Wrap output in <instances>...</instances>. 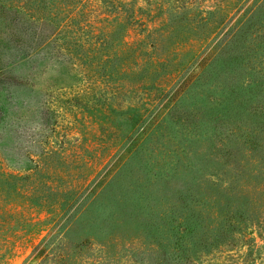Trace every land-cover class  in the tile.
<instances>
[{"label": "rangeland", "instance_id": "rangeland-1", "mask_svg": "<svg viewBox=\"0 0 264 264\" xmlns=\"http://www.w3.org/2000/svg\"><path fill=\"white\" fill-rule=\"evenodd\" d=\"M0 264H264V0H0Z\"/></svg>", "mask_w": 264, "mask_h": 264}, {"label": "trees", "instance_id": "trees-1", "mask_svg": "<svg viewBox=\"0 0 264 264\" xmlns=\"http://www.w3.org/2000/svg\"><path fill=\"white\" fill-rule=\"evenodd\" d=\"M200 225L201 223L197 219L194 221H191V219L188 220L185 231L187 232V238L190 240V242H192V245H190L189 247H186V245L181 241V238H184L183 236L177 235V237L175 238L176 241L173 243V245H175V248L177 249L174 251V254L177 255L179 259H181L183 255L189 254L191 249L196 248V245L200 243L206 246L210 245L217 247L221 244L227 243L228 239L231 236V234L227 233V229L225 228L224 223H220L217 227H214L216 229L213 230L212 234L203 233L207 232L208 230L199 229L198 227ZM207 235H211L213 237V240H207L205 237ZM168 240L171 241V238L169 237Z\"/></svg>", "mask_w": 264, "mask_h": 264}]
</instances>
